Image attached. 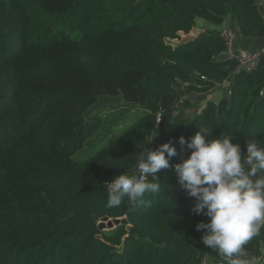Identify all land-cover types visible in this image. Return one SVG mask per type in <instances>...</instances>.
Here are the masks:
<instances>
[{
	"label": "trees",
	"instance_id": "obj_1",
	"mask_svg": "<svg viewBox=\"0 0 264 264\" xmlns=\"http://www.w3.org/2000/svg\"><path fill=\"white\" fill-rule=\"evenodd\" d=\"M257 1L0 0V264H202L209 248L195 226L208 218L178 183L174 166L191 151L178 139L190 142L202 126L214 139L232 135L242 155L249 141L264 146V63L237 73L215 29L169 42L227 14L241 35L262 39ZM227 82L231 95L184 123L188 96ZM118 96L142 111L113 136L129 110L89 111ZM153 129V150L169 141L177 149L169 168L147 178L160 192L107 207V183L138 175ZM93 144L100 149L76 158ZM105 218L128 224L103 231ZM262 242L264 227L244 254L260 257Z\"/></svg>",
	"mask_w": 264,
	"mask_h": 264
},
{
	"label": "clouds",
	"instance_id": "obj_2",
	"mask_svg": "<svg viewBox=\"0 0 264 264\" xmlns=\"http://www.w3.org/2000/svg\"><path fill=\"white\" fill-rule=\"evenodd\" d=\"M156 135L153 129L147 142ZM222 137L212 138V132L202 126L190 142L180 136L179 145L191 151L174 172L180 187L195 200L193 212L208 218L195 226L203 232L202 243L216 251L224 264H248L244 246L264 227V146L249 141L242 155L232 135ZM175 155L171 141L151 151L143 145L137 156L138 176L122 174L108 182L106 206L119 207L125 198L129 204L144 203L146 193H159L157 178L151 182L146 178L169 168Z\"/></svg>",
	"mask_w": 264,
	"mask_h": 264
},
{
	"label": "rangeland",
	"instance_id": "obj_3",
	"mask_svg": "<svg viewBox=\"0 0 264 264\" xmlns=\"http://www.w3.org/2000/svg\"><path fill=\"white\" fill-rule=\"evenodd\" d=\"M201 25H204V26H201ZM224 27H229V28L223 29ZM204 29H208V31H211L214 29L218 30L219 36H220V33L224 30H228V29L233 30L235 32V35H236V40H239L240 36H243L240 34L238 25L235 23V21L232 20L231 15L227 14L224 17V22L222 25L215 26L211 23L198 20L196 28L190 34H182L180 40L170 41L169 43L172 44L173 47H177L181 44L187 43L190 40H193V38H196L198 36V31L204 30ZM220 38H221V36H220ZM247 50H249V49H247ZM222 59L227 61L223 56H222ZM226 87L228 88V86H226ZM227 88L214 89V90L208 92L207 95H203L201 93H195V94H192L191 96H188L187 100L190 102V105L184 108L185 109V112L183 113L184 123H192L195 116L198 115L197 112L200 110L199 106H198V111L196 110V104L195 105L192 104L193 100H197L199 104L203 103L204 100L205 101L207 100V102H206V105H207V103L212 102V100L217 101L218 98L222 94L224 95V93L229 96V93L227 92ZM182 103H183V101H182ZM182 103H180V104H182ZM122 106H124V108H126L129 111L127 113H125L123 117L121 116L122 118L119 119L121 121L116 124V125H120V127L115 128L114 131H112L113 136H115V135H119L121 133V131L125 130L127 127H129L130 125H132L136 121V119L141 114V111H142L141 107L131 106L130 104H127L121 98V96L113 97V98L104 97L94 107H92L89 112L93 113L92 114L93 116H97L100 113H102L103 116H107V114L112 113L114 109H120V108H122ZM182 107H183V105H182ZM118 115L119 114L117 113L114 115V117H117ZM112 118L113 117H111L110 119H112ZM99 127L100 126L97 127V132H98L97 135L100 139H104V137H105V133L103 132L104 129H102L100 127V130H99ZM115 133H117V134H115ZM155 142H156V137H154V139L149 143L150 144V146L148 148L149 151L153 150ZM100 147L101 146L97 145V144H93V146H91V147H86L85 149H82L78 155H76V158L77 159H85V158H87V156L89 157L93 153H95L97 150H99ZM111 221L113 223L115 222L114 220H111ZM108 226H109L108 223H105V224L102 222L99 223V227L102 228L103 230H107ZM244 258L247 261L249 260V258H247V257H244ZM220 260L223 262L221 257H220Z\"/></svg>",
	"mask_w": 264,
	"mask_h": 264
},
{
	"label": "built area",
	"instance_id": "obj_4",
	"mask_svg": "<svg viewBox=\"0 0 264 264\" xmlns=\"http://www.w3.org/2000/svg\"><path fill=\"white\" fill-rule=\"evenodd\" d=\"M257 10L262 19V24L264 26V8L262 6H258V2H257ZM220 36L226 45V50L223 52L222 56L227 61L236 63L237 73H241V72L246 74L253 73L261 64L264 63V45L254 50L237 49L235 46L236 35L233 30L230 29L224 30L220 33ZM196 77L199 81L204 80V78L200 76H196ZM220 88H227L226 84L224 83V84L216 85L214 89H220ZM227 92L229 93V95H231L230 87L227 88ZM261 95L264 96L263 93ZM181 109H182V104H179L176 107V111ZM246 256L247 255H245V257ZM248 258H249L248 264H264V242L262 243V247H261V256L256 257L255 255L250 254ZM202 264H210L209 258L205 257L203 259ZM215 264H224V262L219 261L216 262Z\"/></svg>",
	"mask_w": 264,
	"mask_h": 264
},
{
	"label": "crops",
	"instance_id": "obj_5",
	"mask_svg": "<svg viewBox=\"0 0 264 264\" xmlns=\"http://www.w3.org/2000/svg\"><path fill=\"white\" fill-rule=\"evenodd\" d=\"M258 2V6H262L263 8H264V0H258L257 1ZM201 26H204V25H201ZM227 28H229V27H224L223 29H227ZM206 30H208V29H204V30H199L198 31V36L201 34V33H203L204 31H206ZM195 38H193V40H194ZM191 41V40H190ZM262 45H264V38H262V39H258V38H251V37H245V36H240V39L239 40H236V43H235V46H236V48L237 49H249V50H254V49H257V48H259L260 46H262ZM226 84V86H228V88L230 87V82L228 83H225ZM226 94L224 93V95L222 94L219 98H218V100L217 101H214V100H212V102H214V103H218V102H220V100L225 96ZM206 102H207V100L205 101H203V103H198V101L197 100H193V105H195L196 104V110L198 111V106L200 107V110L197 112V114H200L202 111H203V109L205 108V105H206ZM263 243V242H262ZM209 248V247H208ZM206 257H208L209 258V261H210V264H215L216 262H219V261H221L220 260V255L216 252V251H214V250H212V249H210L209 248V250H208V253L206 254ZM247 258H248V256H246Z\"/></svg>",
	"mask_w": 264,
	"mask_h": 264
},
{
	"label": "water",
	"instance_id": "obj_6",
	"mask_svg": "<svg viewBox=\"0 0 264 264\" xmlns=\"http://www.w3.org/2000/svg\"><path fill=\"white\" fill-rule=\"evenodd\" d=\"M149 144L146 146V148L148 149L149 148ZM115 222L113 223L109 218H105L102 220V223H108V229L107 230H112V229H115L117 226L119 225H126L128 224V221L126 218H123V219H117V220H114ZM100 228V227H99ZM100 230H103L102 228H100ZM104 231V230H103ZM247 256H250V254H247Z\"/></svg>",
	"mask_w": 264,
	"mask_h": 264
}]
</instances>
